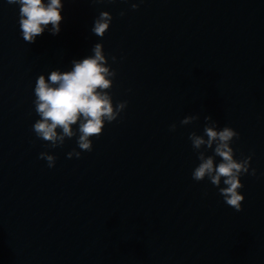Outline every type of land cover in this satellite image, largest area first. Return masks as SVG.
<instances>
[{
	"label": "water",
	"instance_id": "obj_1",
	"mask_svg": "<svg viewBox=\"0 0 264 264\" xmlns=\"http://www.w3.org/2000/svg\"><path fill=\"white\" fill-rule=\"evenodd\" d=\"M63 2L60 33L28 44L19 5L0 0V264H264V0ZM102 11L113 19L101 38ZM95 43L116 72L113 104L127 106L91 152L75 137L52 148L33 131L36 80ZM205 116L239 133L237 160L252 157L239 212L192 179L188 137Z\"/></svg>",
	"mask_w": 264,
	"mask_h": 264
},
{
	"label": "clouds",
	"instance_id": "obj_2",
	"mask_svg": "<svg viewBox=\"0 0 264 264\" xmlns=\"http://www.w3.org/2000/svg\"><path fill=\"white\" fill-rule=\"evenodd\" d=\"M6 2L19 5L18 23L26 43H35L36 38L46 29L51 35L60 33L63 0ZM143 2L144 0H132V10H137ZM124 14L123 11L120 13L121 16ZM112 19L108 11H102L93 22L92 33L102 38L109 30ZM92 53L93 55L83 59L73 60L69 71L53 70L47 77L41 74L36 80L33 103L39 119L35 121L33 131L37 138L47 142L52 148L63 146L66 138L75 137L81 151L91 152L92 138L102 135L106 122L116 121L127 106V101L113 104L110 89L116 72L108 65L103 44L95 43ZM112 60L115 62L116 57L113 56ZM198 119V115H189L180 123L189 125ZM204 119L206 123L203 134L198 135L193 131L188 137L199 160L198 166L192 172V179L203 181L207 178L218 189L224 202L239 212L245 199L239 191L244 186L240 177L244 174L256 175L255 169L250 172L252 157L237 160L231 144L234 138L239 137V133L228 126L218 129V122L211 116H205ZM175 129L176 125L172 124L170 131ZM208 150L212 151V155L206 154ZM81 151L73 149L67 156L80 158ZM216 157L220 158L219 163L216 162ZM39 158L46 160L49 168L55 166L56 157L47 151L41 152Z\"/></svg>",
	"mask_w": 264,
	"mask_h": 264
}]
</instances>
